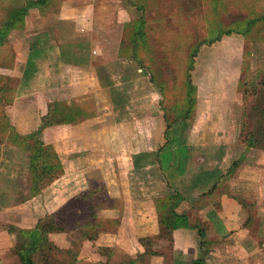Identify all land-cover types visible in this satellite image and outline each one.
I'll list each match as a JSON object with an SVG mask.
<instances>
[{
	"label": "rangeland",
	"instance_id": "rangeland-1",
	"mask_svg": "<svg viewBox=\"0 0 264 264\" xmlns=\"http://www.w3.org/2000/svg\"><path fill=\"white\" fill-rule=\"evenodd\" d=\"M56 1L51 0L44 12L50 16L39 31L49 36L38 43L39 52L30 59L34 72L26 80L9 70V42L21 37L20 23L9 31L12 39L9 34V42L0 45V229L15 238L16 245V236L23 235L11 232V225L24 210L38 216L36 223L64 233L65 243L81 246L83 234L99 236L101 209L112 207L122 217L125 203L118 199L127 194L138 200L129 204L138 227L151 232L153 246H169V234L159 225L160 212L151 199L173 198L177 193L165 188L156 158L164 146L169 151L176 142H185L183 138L194 135L190 141L197 142L198 129L213 136L220 131L221 124L208 121L212 111L208 105L202 122L175 121L187 98L207 101L204 93L197 99V92L213 83L210 78L220 56L215 65L212 57L202 64L201 51H227L226 61L237 64V71L220 73V83L231 84L235 78H246L251 84L264 81V22L256 23L246 35L238 33L246 21L264 16V0H90L80 27L76 23L68 27L51 15ZM22 4L0 0V20ZM140 29L144 36L136 37ZM227 31L237 33L236 39L219 42L220 32ZM75 54L80 58L75 60ZM81 58H86V65ZM255 70L247 77L248 71ZM254 100L250 96L245 105ZM52 102H59V111L50 117L51 123H45V118L42 125ZM69 119L76 121L69 123ZM257 123L249 119L254 128L261 124ZM36 134L39 143L24 137ZM171 137L180 138L173 142ZM255 144L254 149L264 151L262 134ZM169 157L167 151L162 154L167 170L172 168ZM30 167L39 168L44 180L53 178L52 183L35 189V171ZM183 180L176 175L170 183L179 189ZM42 243L47 246L41 253L44 261L51 257L53 264H66L68 258L55 252V245Z\"/></svg>",
	"mask_w": 264,
	"mask_h": 264
},
{
	"label": "crops",
	"instance_id": "crops-1",
	"mask_svg": "<svg viewBox=\"0 0 264 264\" xmlns=\"http://www.w3.org/2000/svg\"><path fill=\"white\" fill-rule=\"evenodd\" d=\"M21 1L24 4L9 11L37 0ZM47 1L28 10L23 21L18 24L17 30L21 37L12 40L13 43L7 41L11 32L6 37L11 48L8 56L11 57L12 65L9 70L19 79L26 80L29 76L27 58L33 55L29 44L42 42L46 35L49 36V33L39 31L44 26L41 23L46 20V16H50L48 13L44 15L51 0ZM89 2L90 0H57L52 2L56 3L57 8L51 15L68 27L75 23L80 27L84 22L83 15L89 9ZM31 15H35V18L31 19ZM11 36H14L13 32L10 38ZM236 37L235 32L223 34L219 42H232ZM213 43H218V40ZM57 54L58 48L53 55L55 60L58 58ZM217 54L220 56L219 63H216ZM210 57L214 59V65L219 64L220 68L214 66V74L210 78L213 83L198 90L197 99L200 98V93L201 96L204 93L206 98H202L207 101L202 103L196 100L190 120H205L204 108L208 105L212 109L208 121L221 124L220 131L213 136L204 133L202 128L198 129V134H195L197 142L190 141L194 137L192 135L191 138H183L185 142H176L169 151L167 145H163L160 152L162 159V154L167 151L172 167L170 170L161 167L165 188L180 195L179 198L175 197L177 195H173V198L170 195H160L151 199L155 210L160 212L159 225L169 234V246H153L151 232L143 226L141 229L138 227L137 216L132 213V205L129 204L138 200L123 194V198L118 199L125 203L122 217L118 211L111 210L112 207L99 211L97 219L101 231L95 240L83 239L81 246H71L68 240L65 243L64 233L47 235L48 242L68 258L66 264H264V151L247 148L239 139L245 105L239 92V78H235L231 84L220 83V73L223 75L228 70L237 71V64L231 66L230 59L229 62L226 61L229 56L224 50L221 53L201 51L199 63L208 64L204 58ZM86 67L88 66L84 68ZM208 111L209 109L207 113ZM185 120L189 119H175L182 125ZM172 133L177 135L176 131ZM177 138L180 137L170 139L175 142ZM198 153L201 155L199 160L196 159ZM233 164L234 171L228 173ZM176 175L184 179L179 189L170 183ZM117 197L119 196L114 199ZM128 207L131 209L129 213ZM14 211L16 210H13V215H18ZM18 213L19 220L11 225L13 229L30 230L36 227L37 215L27 214L24 210ZM179 218L183 223H177ZM200 230L202 237L199 235ZM29 257L32 264H53L55 261H50L51 257H47L45 262L39 252L31 253ZM0 264H22L15 253V238L1 229Z\"/></svg>",
	"mask_w": 264,
	"mask_h": 264
},
{
	"label": "trees",
	"instance_id": "trees-1",
	"mask_svg": "<svg viewBox=\"0 0 264 264\" xmlns=\"http://www.w3.org/2000/svg\"><path fill=\"white\" fill-rule=\"evenodd\" d=\"M47 3V0H37L34 2H29L28 4L14 10V11H9L6 13V15H4V18L0 20V45L4 44L6 42V36L8 35V32L14 28L17 27V23H21L23 21L22 18H24V16L28 13V10L32 7L37 6H41L42 4ZM243 3V2H242ZM264 22V16L261 17H256L254 21L252 20H248L246 21L243 25V30H240V34L246 35L253 26H255L256 23H261ZM19 26V25H18ZM141 29L137 32V34L135 35L137 36H144L143 32H141ZM231 32L233 31H227V32H220V37L223 34L229 35ZM217 39V38H216ZM133 41L135 42V40L133 39ZM216 41V40H215ZM136 48V44L134 45ZM29 50L31 53H33V55L31 54L30 56H28L27 58V65H28V70L29 72H33V64L32 61L30 60L32 58V56L36 55L39 52V48H38V42H32L29 45ZM75 60H77V58H80L79 56H77L76 54L73 56ZM81 61L83 63V65L87 64L86 58H81ZM73 64L77 65L76 63L72 62ZM31 66V67H30ZM80 66V65H77ZM257 70L253 71H248L247 72V77L248 76H252L256 73ZM12 72V71H11ZM24 76V74H23ZM263 87V88H262ZM189 89V88H188ZM239 91L242 95V99L243 102H245V104H247V100L250 96H253L255 98L254 101H252L249 105H245L244 106V110L242 113V118H241V128H240V134H239V139L241 140V142L243 144H245V146L247 148H254L256 147L255 141L257 139V137L262 134V136H264V81L261 82V84H254V83H250L247 82L246 78H243L240 80L239 82ZM191 94V92H190ZM189 94V95H190ZM59 102H52L50 105H48L47 108V114H45L42 117V125H43V120L45 119V123H51L50 117L54 116L55 113L57 111H59ZM57 106V108H55V106ZM193 106H195V101L194 98L186 101V104H184V108L183 105H181V113H180V118L182 119H192L193 116V111L191 114V110L194 109ZM184 112V113H183ZM66 114H70L66 113ZM75 115V114H74ZM73 115V116H74ZM252 117V119H256V121H258L257 124H261L259 125L258 128H254V125L249 124V119ZM179 119V118H178ZM69 123H74L76 120L72 119V120H67ZM170 124H168L169 126ZM256 125V124H255ZM42 127H47L45 126H40L39 127V131L37 132L40 133L41 128ZM44 129V128H43ZM37 134L34 136H24L27 139H35V137L37 136ZM35 143H39L38 140L35 139L34 141ZM42 143L40 142L39 148H38V153L41 150V146ZM38 157V156H37ZM36 157V158H37ZM158 157V159L156 158L157 163L164 169V165H163V160L160 159ZM161 168V169H162ZM31 172L34 170L35 171V176L33 178V186L35 189L39 188L41 185L43 186H47L50 185L53 181V178H48L47 180L43 177L40 176L39 173V168L37 167H30L29 169ZM234 171V164L231 166V168L229 169V172H233ZM33 174V173H32ZM42 183V184H40ZM40 184V185H39ZM16 231L18 232V234L23 235L22 238L16 236V245H15V253L17 254V256L19 257L20 261L22 264H32L31 259H30V254L31 253H42L45 248L47 246H42L44 243H42V240H44V242H48V238L47 235L48 233H52V232H58L59 229H55L52 227H50V224H42L41 221H39L36 225V227L34 229H30V230H20L18 231L17 229H11V232L16 233ZM202 231H199V235L202 237ZM83 239H88V240H95V238H97L96 236H90V235H82ZM54 251L56 252L57 250L55 248ZM59 252V254H61L62 252L57 251V253ZM46 262V260H45Z\"/></svg>",
	"mask_w": 264,
	"mask_h": 264
}]
</instances>
